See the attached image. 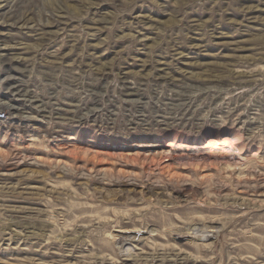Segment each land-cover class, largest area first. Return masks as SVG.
I'll list each match as a JSON object with an SVG mask.
<instances>
[{
  "label": "rangeland",
  "instance_id": "obj_1",
  "mask_svg": "<svg viewBox=\"0 0 264 264\" xmlns=\"http://www.w3.org/2000/svg\"><path fill=\"white\" fill-rule=\"evenodd\" d=\"M0 101V264H264V0H0Z\"/></svg>",
  "mask_w": 264,
  "mask_h": 264
},
{
  "label": "bare ground",
  "instance_id": "obj_2",
  "mask_svg": "<svg viewBox=\"0 0 264 264\" xmlns=\"http://www.w3.org/2000/svg\"><path fill=\"white\" fill-rule=\"evenodd\" d=\"M216 217V216H215ZM207 235V234H206ZM196 245H198V247H199V249H200V247H202L204 250H206V251H211V249H212V243L209 241V239L207 238V239H205V240H203V241H201V243H199V244H197L196 243ZM175 249V250H179V252L180 251H182V253L184 252V250H181V248L180 247H178V246H173L172 247V245H166V246H163V245H158V244H155V243H151V249L152 250H157V249ZM190 257H191V259L193 258V259H195L196 261L198 260V261H202L203 260V256H193V255H190Z\"/></svg>",
  "mask_w": 264,
  "mask_h": 264
},
{
  "label": "built area",
  "instance_id": "obj_3",
  "mask_svg": "<svg viewBox=\"0 0 264 264\" xmlns=\"http://www.w3.org/2000/svg\"><path fill=\"white\" fill-rule=\"evenodd\" d=\"M8 119V109L7 107L0 101V124H3Z\"/></svg>",
  "mask_w": 264,
  "mask_h": 264
}]
</instances>
